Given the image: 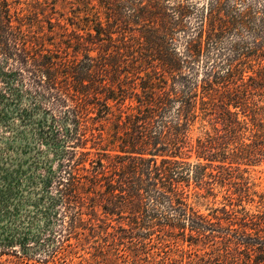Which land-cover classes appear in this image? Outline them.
<instances>
[{"label":"trees","instance_id":"obj_1","mask_svg":"<svg viewBox=\"0 0 264 264\" xmlns=\"http://www.w3.org/2000/svg\"><path fill=\"white\" fill-rule=\"evenodd\" d=\"M208 1L0 0V101L27 97L54 153L61 228L32 264H66L72 239L98 240L94 264H264V0Z\"/></svg>","mask_w":264,"mask_h":264},{"label":"rangeland","instance_id":"obj_2","mask_svg":"<svg viewBox=\"0 0 264 264\" xmlns=\"http://www.w3.org/2000/svg\"><path fill=\"white\" fill-rule=\"evenodd\" d=\"M235 1L230 0V3H235ZM196 2L202 5L209 1L196 0ZM198 21L199 15H193L189 19L192 27ZM179 49L182 47L180 46ZM202 67L203 64L199 63V70ZM29 103L30 100L27 97H24L22 101L19 100L17 104H13L12 101H0L2 107L0 118V264L34 263V261H29L25 255H29L28 257L33 260L44 259L49 253L48 250L51 251L54 245L41 246L40 243H43L52 233H57L56 237L61 228L59 226L61 215L56 217L57 210L52 209L48 200L42 198L43 185L40 180L42 163L47 157L53 158L54 156L52 146L38 135L34 124L24 126L22 120L17 117L18 109L22 108L21 104L26 107ZM35 118L39 121L43 117L37 114ZM207 128L210 129L211 126L207 125ZM196 161V157L191 159L192 163ZM249 177L256 185V191L264 194V166L250 169ZM226 194V188H218L214 195L192 201L202 214L208 215L211 209L221 207L226 203L224 201ZM246 207L247 210L255 212L262 206L256 198L254 204L246 205ZM97 242L96 239H88L79 245L80 243L72 239L70 244H74L75 251L71 254L72 248L66 246L65 253L68 256L66 264H94L98 261ZM185 249L190 250L187 245ZM190 252L193 255L192 259L188 258V260L196 259L194 254L196 248L191 249ZM16 253L19 258L15 256Z\"/></svg>","mask_w":264,"mask_h":264}]
</instances>
